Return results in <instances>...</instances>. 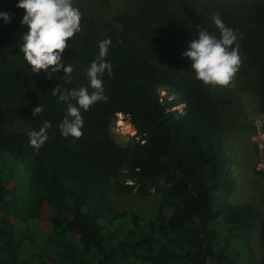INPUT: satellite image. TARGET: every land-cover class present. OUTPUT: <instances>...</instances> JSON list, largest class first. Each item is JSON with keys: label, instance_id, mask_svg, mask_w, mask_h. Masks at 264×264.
I'll use <instances>...</instances> for the list:
<instances>
[{"label": "trees", "instance_id": "trees-1", "mask_svg": "<svg viewBox=\"0 0 264 264\" xmlns=\"http://www.w3.org/2000/svg\"><path fill=\"white\" fill-rule=\"evenodd\" d=\"M170 3L141 0L138 15L116 18L120 27L147 36L148 46L110 35L106 60L112 72L102 77L108 99L82 110L90 133L77 148L61 135L66 104L52 89L82 86L64 83L51 70L33 73L15 50L23 44L25 10L0 11L10 14L8 23L0 18V93L22 105L34 130L51 124L48 140L36 150L27 132L8 133L0 121V264H264V225L262 258L250 244L255 208L225 201L238 182L226 157L218 100L195 74L184 76L181 100L161 96L167 78L159 53L174 48L187 29L177 16L168 19ZM251 17L256 31L246 57L260 54L254 84L264 97V0ZM181 102L184 110H175ZM39 105L42 113L33 116ZM119 114L139 134L129 147L109 135ZM119 172L127 184L115 189ZM124 193L155 196L159 207L142 218L115 202L114 195ZM45 210L44 231L38 221Z\"/></svg>", "mask_w": 264, "mask_h": 264}, {"label": "rangeland", "instance_id": "rangeland-1", "mask_svg": "<svg viewBox=\"0 0 264 264\" xmlns=\"http://www.w3.org/2000/svg\"><path fill=\"white\" fill-rule=\"evenodd\" d=\"M260 0H188L184 8L181 0H171L168 19L177 16L178 21L185 25L186 33L177 37L174 48H166L159 53L161 67L165 71V86L160 88L162 98L178 101L182 99L185 75L195 74L191 69L192 61L182 54L188 50L191 41L198 37V28L206 29L210 34L219 37V30L212 21V16L220 14L223 23L236 33L239 44V54L242 63L232 83L227 88L211 86L205 89L213 94L220 104V115L225 120L224 144L227 160L230 161V171L238 182L237 190L225 199L232 205L250 204L257 212L256 232L250 241L256 256L262 258L261 229L264 225V97L256 90L254 76L256 74V57L247 58L246 50L250 45L253 33L256 31L251 11ZM19 0H0V11L6 8L16 9ZM81 14V31L68 41L69 48L62 54V60L67 66L72 64L71 82L63 80L64 72L60 70L58 77L67 84H79L88 87L87 69L99 54V42L111 40V34L116 33L126 39L136 41L139 45L148 46L147 36L141 37L139 32L128 31L119 26L116 18L123 14L138 15L143 4L141 0H72ZM10 10V9H9ZM24 15L25 11H21ZM23 19V17L20 19ZM188 29L192 30L190 35ZM27 26L22 28L21 36ZM181 30V29H180ZM188 34V35H187ZM92 40L89 44L87 39ZM150 45V43H149ZM22 46V44L20 45ZM235 46V45H234ZM110 47V46H109ZM20 48V47H19ZM19 48L15 49L19 51ZM89 91L92 89L89 87ZM185 105L181 102L175 110L183 111ZM83 117L82 132L89 135L88 124ZM0 121L8 133L27 132L34 130L28 123L21 104L12 97L0 93ZM109 135L123 147H129L139 139V134L129 120L117 116L108 125ZM94 137H100L97 132H91ZM83 137V136H82ZM81 137V138H82ZM66 138L72 147H79L80 139ZM127 184L122 172L113 178V186L118 189ZM115 202L122 210H131L142 218L149 219L159 207V199L155 196L140 198L133 194H116ZM14 222L17 219L12 217ZM48 223L47 211L39 218L38 224L46 230Z\"/></svg>", "mask_w": 264, "mask_h": 264}, {"label": "clouds", "instance_id": "clouds-1", "mask_svg": "<svg viewBox=\"0 0 264 264\" xmlns=\"http://www.w3.org/2000/svg\"><path fill=\"white\" fill-rule=\"evenodd\" d=\"M17 7L25 10L20 23L28 29L22 36L23 44L19 51L23 53L32 72L39 74L41 71L51 70L58 73L63 70V80L70 83L74 66H65L62 54L69 48L70 38L81 31L80 10L73 5L72 0H19ZM0 18L6 23L10 22L9 13L0 12ZM212 21L219 30V37L210 34L206 29H200L197 25L198 37L191 41L188 50L182 55L192 61L191 69L195 78L214 90L217 86L227 88L232 83L242 58L234 30L223 23L219 13L212 16ZM110 45V39L99 42V54L86 72L88 87L61 91L57 86L52 89V94L58 96L57 102L66 104V114L59 124L64 138H81L84 124L82 110L88 111L99 101L107 102L102 77L105 71L109 75L112 72V65L106 60ZM89 87L92 91H89ZM42 111L41 105L35 107L33 116L40 115ZM50 127V122L44 121L39 131H30V146L39 150L48 140L47 130Z\"/></svg>", "mask_w": 264, "mask_h": 264}, {"label": "built area", "instance_id": "built-area-1", "mask_svg": "<svg viewBox=\"0 0 264 264\" xmlns=\"http://www.w3.org/2000/svg\"><path fill=\"white\" fill-rule=\"evenodd\" d=\"M119 115L122 116V114H119ZM119 115H118V116H119Z\"/></svg>", "mask_w": 264, "mask_h": 264}]
</instances>
